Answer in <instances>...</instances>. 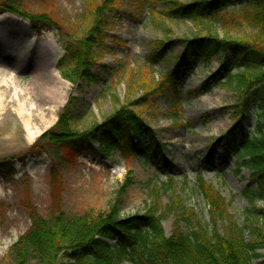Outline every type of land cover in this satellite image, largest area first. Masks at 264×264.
I'll return each instance as SVG.
<instances>
[{
  "label": "rangeland",
  "instance_id": "1",
  "mask_svg": "<svg viewBox=\"0 0 264 264\" xmlns=\"http://www.w3.org/2000/svg\"><path fill=\"white\" fill-rule=\"evenodd\" d=\"M100 1L22 0L31 13L50 15L63 33L55 27L36 33L28 19L10 12L0 14V75L12 72L3 84L7 90L0 101V160H12L14 168L8 177L0 176V264H13L9 249L29 228L31 208L45 217L54 206L74 215L104 211L128 172L134 184L120 199L124 216L142 212L151 190L171 178L178 199L203 222L210 223L207 202L195 188L200 174L229 203L230 214L245 223L246 211L251 207L243 195L249 171L237 173L232 154L216 149L214 144L232 127L231 104L236 100L229 84L206 81L219 68V57L205 62L196 56L190 70L180 71L179 95L171 88L162 91L158 84L173 67L172 57L181 51L180 42H174L171 54L163 61L150 63L148 59L152 43L189 37L195 31L205 33L209 26H201L200 30L189 21L169 20L161 12L162 0H118L116 9L107 14L104 45L98 48L100 57L93 68L95 79L75 88L62 78L56 63L64 54L66 33L83 34L90 25V8ZM53 64L62 80L57 85L61 97L50 101L42 96L40 88L50 77ZM12 79L17 87L12 85ZM147 92L151 94L144 103L140 98ZM70 94L76 98L72 112L80 130L102 122L121 105L132 103L167 144L165 168L140 148L127 155L118 149L106 159L92 151L31 149L34 141L56 123ZM11 97H18L19 103L24 101L27 107L31 99L35 104L31 119L40 130L32 140L27 139L18 104ZM254 121L253 108L245 120L246 134ZM162 196L163 203L169 201V194ZM257 206L262 207V201ZM173 221L170 215L163 222L166 234ZM217 223L220 225V220ZM258 252L261 256L254 262L264 260V249Z\"/></svg>",
  "mask_w": 264,
  "mask_h": 264
},
{
  "label": "trees",
  "instance_id": "2",
  "mask_svg": "<svg viewBox=\"0 0 264 264\" xmlns=\"http://www.w3.org/2000/svg\"><path fill=\"white\" fill-rule=\"evenodd\" d=\"M117 2L101 0L92 5L86 31L76 36L66 33L64 54L56 68L75 88L95 79L93 68L100 57L98 48L104 45L107 14L116 9ZM161 4V12L169 20L189 21L200 30L207 25L209 30L152 43L150 63L163 61L171 54L175 41L181 45V51L172 57L173 67L158 87L162 91L171 88L179 95L178 73L190 70L196 56L205 62L218 56L219 68L206 81L233 88V125L214 144L216 149L232 154L237 173L249 171L243 195L251 207L246 211L245 223L230 214L229 203L200 174L195 188L207 202L210 223L203 222L178 199L171 178L151 190L142 212L124 216L120 199L134 184L128 172L104 211L74 215L54 206L45 217L31 208L29 228L9 249L13 264H264V260L254 262L261 256L258 250L264 249V0H162ZM5 12L28 19L36 33L49 27L63 33L50 15L31 13L22 0H0V14ZM254 90L259 94H253ZM148 93L140 98L144 103L151 94ZM75 102V96L70 94L56 123L34 141L31 149L92 151L106 159L118 149L127 155L140 148L165 168L167 144L132 103L121 105L102 122L80 130L72 112ZM253 108L255 121L246 134L245 120ZM13 171L12 160H0V176L6 178ZM163 193L170 195L166 203L162 202ZM259 201L262 207L257 206ZM170 215L174 221L166 234L163 222Z\"/></svg>",
  "mask_w": 264,
  "mask_h": 264
},
{
  "label": "bare ground",
  "instance_id": "3",
  "mask_svg": "<svg viewBox=\"0 0 264 264\" xmlns=\"http://www.w3.org/2000/svg\"><path fill=\"white\" fill-rule=\"evenodd\" d=\"M12 72L4 71L2 75H0V101L3 102V98L5 96V91L7 90V86L3 85L4 83H7V77H11ZM49 80V81H47ZM47 82L42 84L40 88V93H42L43 97L47 98L50 101H54L55 99H58L61 97V90L57 86L58 84L62 83V80L58 77L54 64L51 66V71H50V77L47 78ZM51 80V81H50ZM12 85L17 87V82L16 80H11ZM15 96V95H14ZM18 97H11V99H15L14 101L17 102L18 107L17 109L19 110L22 118V127L23 129L27 132V139L32 140L33 137L37 135L39 132V128L36 126V124H33V121L31 119V113L33 110V107L35 106L33 100L31 99L28 101L29 107H27L26 103L23 101L22 103H19V100L17 99ZM20 104V107H19Z\"/></svg>",
  "mask_w": 264,
  "mask_h": 264
}]
</instances>
